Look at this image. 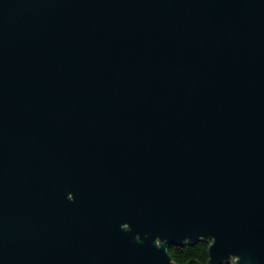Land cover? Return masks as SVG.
<instances>
[{"label": "water", "instance_id": "water-1", "mask_svg": "<svg viewBox=\"0 0 264 264\" xmlns=\"http://www.w3.org/2000/svg\"><path fill=\"white\" fill-rule=\"evenodd\" d=\"M264 264V0H0V264Z\"/></svg>", "mask_w": 264, "mask_h": 264}, {"label": "trees", "instance_id": "trees-1", "mask_svg": "<svg viewBox=\"0 0 264 264\" xmlns=\"http://www.w3.org/2000/svg\"><path fill=\"white\" fill-rule=\"evenodd\" d=\"M210 246L211 244L204 241L193 245L171 246L169 248V254L176 264H208L210 259Z\"/></svg>", "mask_w": 264, "mask_h": 264}]
</instances>
